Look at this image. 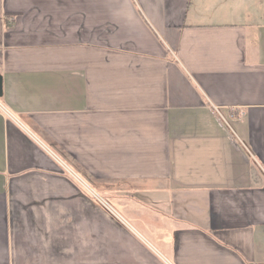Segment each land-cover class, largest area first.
<instances>
[{
	"label": "crops",
	"instance_id": "0c3cea01",
	"mask_svg": "<svg viewBox=\"0 0 264 264\" xmlns=\"http://www.w3.org/2000/svg\"><path fill=\"white\" fill-rule=\"evenodd\" d=\"M0 73V264H264V0H0Z\"/></svg>",
	"mask_w": 264,
	"mask_h": 264
},
{
	"label": "rangeland",
	"instance_id": "374dc122",
	"mask_svg": "<svg viewBox=\"0 0 264 264\" xmlns=\"http://www.w3.org/2000/svg\"><path fill=\"white\" fill-rule=\"evenodd\" d=\"M99 199H100V203L103 204L104 207H105L106 209H109V207L107 206V204H106L105 202H103V201L101 200V198H99ZM52 226L58 227V225H52ZM43 231H44V229H43V224H41V225H40L39 232L42 234ZM36 232H37V231H35V233H32V234H31V241H32V243H36V244H38V245L40 246V248H42L43 246H42L41 244L38 243V239H37V234H36ZM54 234H55L56 236H58L57 233L54 232ZM67 239H68V240H67ZM67 239L59 238V239H53V240H51V243H52V246H51V249H52V250H51V252H52V256H51V261H50L51 264H60V263H61V260H60V259H62L61 256H62L63 252H65L67 249L74 248L75 245H76V247H77L78 249H82V248H81V243H80V241H74L75 239H72V238H69V237H68ZM60 247H61V248H60ZM76 247H75V248L73 249V251H72L73 254L76 253V251H75ZM85 249H86V248H85ZM82 251H83V249H82ZM82 251H81V252H82ZM70 252H71V250H69V253H70ZM81 252L79 251V253H81ZM64 255H65V254H64ZM68 257H69V256H68ZM36 258L40 260L39 255H36V254H33V255L29 256V257H26V256H24V255H21V256L19 257V260H20V264H36V263H35ZM47 258L49 259V256H48ZM49 260H50V259H49ZM77 260H78V259H74V260H73L74 264L79 263L80 260H78V262H77ZM37 264H38V263H37Z\"/></svg>",
	"mask_w": 264,
	"mask_h": 264
},
{
	"label": "built area",
	"instance_id": "2783aa9c",
	"mask_svg": "<svg viewBox=\"0 0 264 264\" xmlns=\"http://www.w3.org/2000/svg\"><path fill=\"white\" fill-rule=\"evenodd\" d=\"M212 109H213L215 115L218 117V119H220V120L223 119L224 120V117H223L222 113L220 112V110H219V108L217 106H212Z\"/></svg>",
	"mask_w": 264,
	"mask_h": 264
},
{
	"label": "water",
	"instance_id": "95a60500",
	"mask_svg": "<svg viewBox=\"0 0 264 264\" xmlns=\"http://www.w3.org/2000/svg\"><path fill=\"white\" fill-rule=\"evenodd\" d=\"M2 93H3V91H2V75L0 73V97L2 96Z\"/></svg>",
	"mask_w": 264,
	"mask_h": 264
}]
</instances>
